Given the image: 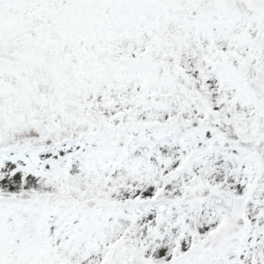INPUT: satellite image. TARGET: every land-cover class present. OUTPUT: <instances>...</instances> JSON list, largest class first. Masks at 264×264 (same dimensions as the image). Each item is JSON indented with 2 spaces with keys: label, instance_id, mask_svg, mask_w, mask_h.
I'll list each match as a JSON object with an SVG mask.
<instances>
[{
  "label": "snow or ice",
  "instance_id": "snow-or-ice-1",
  "mask_svg": "<svg viewBox=\"0 0 264 264\" xmlns=\"http://www.w3.org/2000/svg\"><path fill=\"white\" fill-rule=\"evenodd\" d=\"M0 264H264V0H0Z\"/></svg>",
  "mask_w": 264,
  "mask_h": 264
}]
</instances>
